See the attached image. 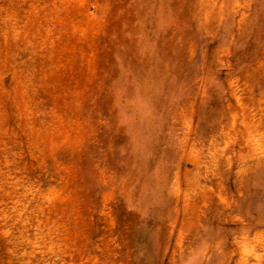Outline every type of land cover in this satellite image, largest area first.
I'll list each match as a JSON object with an SVG mask.
<instances>
[{"label":"rangeland","instance_id":"obj_1","mask_svg":"<svg viewBox=\"0 0 264 264\" xmlns=\"http://www.w3.org/2000/svg\"><path fill=\"white\" fill-rule=\"evenodd\" d=\"M0 264H264V0H0Z\"/></svg>","mask_w":264,"mask_h":264}]
</instances>
